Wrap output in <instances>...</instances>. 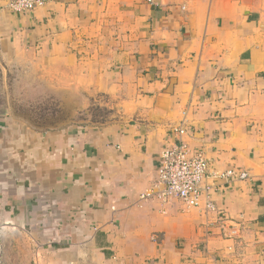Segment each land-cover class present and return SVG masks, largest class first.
Masks as SVG:
<instances>
[{
	"label": "crops",
	"instance_id": "crops-1",
	"mask_svg": "<svg viewBox=\"0 0 264 264\" xmlns=\"http://www.w3.org/2000/svg\"><path fill=\"white\" fill-rule=\"evenodd\" d=\"M7 2L0 66L73 118L0 111V264L14 232L29 264H264V0ZM181 124L213 170L249 173L214 180L218 212L141 199Z\"/></svg>",
	"mask_w": 264,
	"mask_h": 264
},
{
	"label": "built area",
	"instance_id": "built-area-1",
	"mask_svg": "<svg viewBox=\"0 0 264 264\" xmlns=\"http://www.w3.org/2000/svg\"><path fill=\"white\" fill-rule=\"evenodd\" d=\"M52 1L8 0L6 8L12 13L25 14L45 7ZM187 132L184 124L171 127L175 140L162 150L157 182L141 194V199L155 196L167 201L175 196L190 207L204 205L207 211L218 212L219 208L212 196L214 180H228L233 176L247 179L249 173L245 170L229 169L220 174L213 170L205 151L184 141L183 136Z\"/></svg>",
	"mask_w": 264,
	"mask_h": 264
},
{
	"label": "rangeland",
	"instance_id": "rangeland-1",
	"mask_svg": "<svg viewBox=\"0 0 264 264\" xmlns=\"http://www.w3.org/2000/svg\"><path fill=\"white\" fill-rule=\"evenodd\" d=\"M25 71L0 66V111L12 113L17 119L40 128L72 119V113L59 108L60 97L54 94L48 84L41 80L34 81L29 70ZM93 114L98 117L97 108H94ZM11 235L19 255L14 250L10 251L5 264H29L31 256H27L25 249L27 240L16 232Z\"/></svg>",
	"mask_w": 264,
	"mask_h": 264
}]
</instances>
